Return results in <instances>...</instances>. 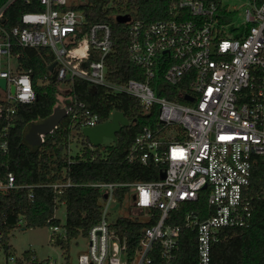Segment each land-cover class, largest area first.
<instances>
[{
	"label": "built area",
	"instance_id": "2783aa9c",
	"mask_svg": "<svg viewBox=\"0 0 264 264\" xmlns=\"http://www.w3.org/2000/svg\"><path fill=\"white\" fill-rule=\"evenodd\" d=\"M15 1L0 9V78L7 82L6 90L0 88L1 119L9 124L18 104L36 100L30 73L13 66L16 44L50 49L56 78L67 90L80 79L138 99L145 115L158 109L157 122L138 132L127 160L152 163L161 169L159 179L88 185L107 198L99 221L88 231V252L79 255L78 264H176L187 228L196 232V264H210L221 230L250 225L249 188L255 168L264 162V0H248L242 22L224 0H168V18L149 24L121 14L130 16L129 59L145 77L122 83L110 80L106 64L114 52L111 24H88L83 7L92 6L90 0H38L44 11L24 13L20 25L7 31L1 21ZM117 16L111 18L116 22ZM167 87L179 88L175 100L158 95ZM63 108L81 131L100 124L81 101L74 99ZM13 184L9 174L0 189ZM48 186L61 192L71 184ZM121 191L125 194L119 201L116 193ZM202 199L205 207L187 211L184 224L170 223L173 212ZM125 203L138 210L137 218L113 219ZM123 218L150 224L132 255L118 225ZM58 230L54 227V234Z\"/></svg>",
	"mask_w": 264,
	"mask_h": 264
},
{
	"label": "trees",
	"instance_id": "16d2710c",
	"mask_svg": "<svg viewBox=\"0 0 264 264\" xmlns=\"http://www.w3.org/2000/svg\"><path fill=\"white\" fill-rule=\"evenodd\" d=\"M9 0H0V9ZM110 0H90L92 6L83 7L87 12L88 24L109 23L112 27L114 52L106 62L109 78L116 83L130 79L144 81V72L134 65L128 56L129 36L127 25L115 22L111 17L129 13L133 17L152 23L168 18V0H128L114 2L105 8ZM44 7L38 0H16L4 13L1 26L10 31L20 25L24 13L42 12ZM18 71L30 73L36 93V100L30 104H18L16 113L8 124L0 118V183L5 184L8 175L14 178V187L0 189V244L14 264H50L40 262L36 252L28 250L22 258L10 254L9 244L12 231L24 223L26 229L59 228L60 220L55 211L60 205L66 207L65 236L54 234L67 259L70 243L80 236L87 237L90 228L100 219L103 194L98 188L88 185L97 183H125L135 181H156L160 168L152 163L129 164L127 156L138 132L146 125L158 120V109L153 108L145 115L138 99L125 94H113L104 87L91 85L76 79L70 90H61L64 85L56 78V72H48L55 57L48 48L22 47L16 44L12 49ZM179 88L167 87L158 93L161 97L175 100ZM83 102L100 123L110 120L114 112H121L130 125L117 134V142L108 146L92 148L82 135L81 126L71 114L62 120L55 131L46 136L40 146H31L26 134L31 124L49 117L56 107L71 104L72 100ZM182 102V101H181ZM75 132L81 142L80 151L71 156L67 152ZM5 145V148H2ZM70 182L61 192L48 185ZM32 194L33 198L29 199ZM125 191L116 193L119 201ZM252 220L246 228L221 230L218 242L211 248L210 264H264V162L260 160L255 168L252 185L249 188ZM206 200L194 205H183L171 214L170 223L182 225L185 214L190 210L205 207ZM128 237L131 255L149 223L120 219L118 224ZM196 232L184 229L181 233L180 252L176 264H196Z\"/></svg>",
	"mask_w": 264,
	"mask_h": 264
},
{
	"label": "rangeland",
	"instance_id": "374dc122",
	"mask_svg": "<svg viewBox=\"0 0 264 264\" xmlns=\"http://www.w3.org/2000/svg\"><path fill=\"white\" fill-rule=\"evenodd\" d=\"M128 0H118V2L127 3ZM224 4L230 10H236V15L239 16V21L242 22V15L246 9L250 7L248 0H224ZM14 68H17L16 61L13 60ZM62 91L67 89V86L60 87ZM3 93L0 92V98L3 97ZM71 144L67 150L71 156H75L81 148V142L76 137L75 132L72 133ZM114 142L110 139H104L103 146H108ZM139 212L134 208H129L127 204L112 214L113 219L119 216H127L128 218H137ZM66 207L60 205L55 211V217L60 220L61 226L59 227L57 235L65 236L64 225L66 224ZM54 235L53 228H36L26 229L24 223L21 222L19 227L12 231L9 244L11 246L10 254L14 258H22L24 252L32 250L36 252L37 258L40 262L48 260L51 264H78V257L81 254L88 252V240L86 237L80 236L78 239H74L70 243V249L68 259L64 255V250L59 246L55 239H52ZM0 264H14V260H10L5 254L0 244Z\"/></svg>",
	"mask_w": 264,
	"mask_h": 264
},
{
	"label": "water",
	"instance_id": "95a60500",
	"mask_svg": "<svg viewBox=\"0 0 264 264\" xmlns=\"http://www.w3.org/2000/svg\"><path fill=\"white\" fill-rule=\"evenodd\" d=\"M130 20L129 15H118L116 22L119 24H126ZM56 67V62L51 64L48 68V72L52 73ZM7 82L5 79L0 78V88L6 90ZM11 94L15 93V86H11ZM185 100L193 101V98L186 96ZM68 110L63 107H56L53 113L46 119L33 123L29 126L26 140L31 146H40L46 136L52 134L55 129L59 126L64 118H66ZM130 125L129 120L121 112H114L111 115L109 121L100 123L94 127H86L82 129V135L89 141L92 148H97L103 144L104 139H110L114 143L117 142V134L123 127ZM161 178L165 177V174L160 175ZM104 199L107 195L103 196ZM118 205H114L113 209L117 208Z\"/></svg>",
	"mask_w": 264,
	"mask_h": 264
}]
</instances>
